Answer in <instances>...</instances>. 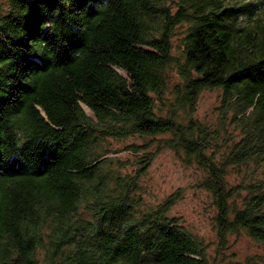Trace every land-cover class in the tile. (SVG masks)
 I'll use <instances>...</instances> for the list:
<instances>
[{
    "label": "trees",
    "instance_id": "trees-1",
    "mask_svg": "<svg viewBox=\"0 0 264 264\" xmlns=\"http://www.w3.org/2000/svg\"><path fill=\"white\" fill-rule=\"evenodd\" d=\"M165 149L203 173L220 239L264 249V0L0 2V264H212L179 193L144 202Z\"/></svg>",
    "mask_w": 264,
    "mask_h": 264
},
{
    "label": "rangeland",
    "instance_id": "rangeland-1",
    "mask_svg": "<svg viewBox=\"0 0 264 264\" xmlns=\"http://www.w3.org/2000/svg\"><path fill=\"white\" fill-rule=\"evenodd\" d=\"M186 31L187 26L184 24L177 29L173 39V56L181 60L180 45ZM176 81L178 76L175 71H172L169 89H172ZM220 97L219 89L203 92L197 108V117L204 121L215 118V108ZM87 112L90 114L88 110ZM134 141L143 142L142 139ZM124 144L114 142L113 149H122ZM110 156H118L131 162L137 159V156L126 150L120 153L113 152ZM202 177L203 173L196 165H184L174 152L168 149L161 150L156 154L141 181L144 202L148 208L156 207L171 194L179 193L181 198L171 208L169 216L179 217L191 233L204 240L208 246V255L212 264H264V249L246 235H231L226 241L220 239L217 229V210L213 198L199 186ZM239 180L241 177L237 175L230 177L232 183H237Z\"/></svg>",
    "mask_w": 264,
    "mask_h": 264
}]
</instances>
